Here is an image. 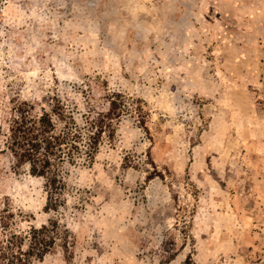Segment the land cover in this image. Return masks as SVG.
Returning <instances> with one entry per match:
<instances>
[{
	"label": "rangeland",
	"instance_id": "1",
	"mask_svg": "<svg viewBox=\"0 0 264 264\" xmlns=\"http://www.w3.org/2000/svg\"><path fill=\"white\" fill-rule=\"evenodd\" d=\"M112 92L113 143L49 210L11 107L56 93L80 119ZM51 223L32 264H264V0H0V247Z\"/></svg>",
	"mask_w": 264,
	"mask_h": 264
},
{
	"label": "trees",
	"instance_id": "2",
	"mask_svg": "<svg viewBox=\"0 0 264 264\" xmlns=\"http://www.w3.org/2000/svg\"><path fill=\"white\" fill-rule=\"evenodd\" d=\"M126 98L120 92H112L107 96V110L94 108L80 119L68 99L56 93L46 103L22 100L13 104L6 150L17 168L28 167L31 175L44 178L46 208L56 210L63 203L73 169L93 164L102 145L113 143L120 118L130 109ZM6 224L2 220V226ZM57 229L51 223L32 227L23 234L12 232L0 247V264L43 260L55 244ZM27 240L28 248L24 249Z\"/></svg>",
	"mask_w": 264,
	"mask_h": 264
}]
</instances>
